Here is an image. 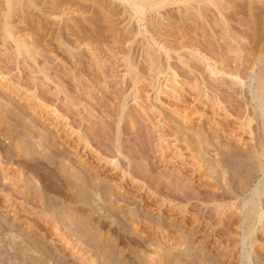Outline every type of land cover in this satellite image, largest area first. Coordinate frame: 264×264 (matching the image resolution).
<instances>
[{"label": "rangeland", "instance_id": "rangeland-1", "mask_svg": "<svg viewBox=\"0 0 264 264\" xmlns=\"http://www.w3.org/2000/svg\"><path fill=\"white\" fill-rule=\"evenodd\" d=\"M13 1L0 264H264V0Z\"/></svg>", "mask_w": 264, "mask_h": 264}, {"label": "bare ground", "instance_id": "bare-ground-1", "mask_svg": "<svg viewBox=\"0 0 264 264\" xmlns=\"http://www.w3.org/2000/svg\"><path fill=\"white\" fill-rule=\"evenodd\" d=\"M10 1H13V0H10ZM15 1V0H14ZM14 1L12 2V3H14ZM132 1V0H131ZM184 2V3H186V2H190V1H193V0H136L135 1V4H137V5H139L140 7H142L145 3H147V4H149L148 6L149 7H151V8H156L157 6H159L160 4H163V3H168V2H172V3H175V2ZM211 2H213V1H211ZM220 2V1H219ZM18 3V2H17ZM230 3V2H229ZM240 3V2H239ZM130 4V3H129ZM191 4V3H190ZM213 4V3H212ZM215 4V3H214ZM213 4V5H214ZM9 5V4H8ZM192 5V4H191ZM193 5H195V4H193ZM192 5V6H193ZM178 7V6H177ZM181 7V6H180ZM199 7V6H198ZM182 8V7H181ZM195 8V7H194ZM187 9V8H186ZM191 9V8H190ZM220 9V8H219ZM179 10V9H178ZM189 10V9H188ZM155 11H157V10H155ZM191 11V10H190ZM182 12V11H181ZM150 13V12H149ZM186 13V12H185ZM153 16V15H152ZM150 19V18H149ZM204 23V22H203ZM151 55V54H150ZM151 58V57H150ZM154 60V59H153ZM152 60V61H153ZM209 67H211V66H209ZM212 69V68H211ZM258 80V79H257ZM260 84V83H259ZM258 87H259V85H258ZM258 89V88H257ZM262 91V90H261ZM264 91V90H263ZM262 91V92H263ZM263 95V94H262ZM262 95H260V96H262ZM259 96V95H258ZM262 99V98H261ZM263 99H264V97H263ZM259 100V99H258ZM264 101V100H263ZM261 105H262V102H261ZM260 105V106H261ZM264 106V105H263ZM261 108V107H260ZM263 108V107H262ZM258 217H261V214H259L258 215ZM253 232V231H252ZM25 250V249H24ZM19 258V257H18Z\"/></svg>", "mask_w": 264, "mask_h": 264}]
</instances>
